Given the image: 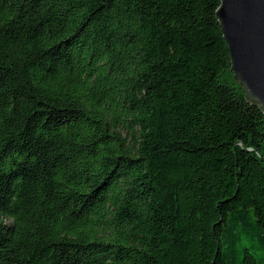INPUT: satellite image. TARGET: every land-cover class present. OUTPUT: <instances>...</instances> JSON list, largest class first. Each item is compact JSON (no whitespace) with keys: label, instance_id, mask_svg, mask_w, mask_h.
<instances>
[{"label":"trees","instance_id":"1","mask_svg":"<svg viewBox=\"0 0 264 264\" xmlns=\"http://www.w3.org/2000/svg\"><path fill=\"white\" fill-rule=\"evenodd\" d=\"M220 4L0 0V264H264Z\"/></svg>","mask_w":264,"mask_h":264},{"label":"water","instance_id":"2","mask_svg":"<svg viewBox=\"0 0 264 264\" xmlns=\"http://www.w3.org/2000/svg\"><path fill=\"white\" fill-rule=\"evenodd\" d=\"M231 71L264 112V0H221L217 11Z\"/></svg>","mask_w":264,"mask_h":264}]
</instances>
